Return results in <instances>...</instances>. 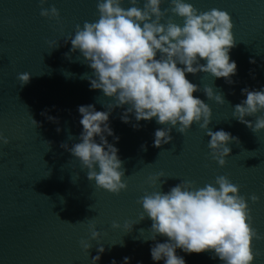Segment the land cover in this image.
<instances>
[{
	"label": "water",
	"instance_id": "1",
	"mask_svg": "<svg viewBox=\"0 0 264 264\" xmlns=\"http://www.w3.org/2000/svg\"><path fill=\"white\" fill-rule=\"evenodd\" d=\"M186 2L200 12L216 8L232 17L236 47L231 58L238 65L234 82L204 72L187 74V79L200 88L193 95L212 109L209 128L230 132L239 142L228 145L231 152L221 167L199 123L186 134L173 128V139L155 147V131L167 125L153 119L141 121L136 130L134 116L129 124L120 119L127 106L115 108L110 125L120 139L117 143L107 138L119 149L127 189L114 194L89 181L87 169L61 147L80 142L79 106L92 104L105 111L114 103L101 90L90 89L92 69L79 51L71 52L70 41L65 43L76 25L98 21V0H48L43 5L41 0H0V133L10 141L0 142V264H93L101 245L105 252L98 264H111L113 259L122 264L125 256L131 257V264H157L150 253L156 243L150 239L152 220H140L143 209L137 201L161 185L164 192L181 181L203 188L218 176L239 186L251 210L252 227L264 237V130L254 133L233 118L234 106L246 99L241 90L264 87V0ZM52 6L60 13L59 22L40 14L42 7ZM130 6L127 0L122 5ZM169 7L170 2L162 4V10ZM168 18L183 26V18L171 12L165 22ZM49 42L59 47L52 49ZM25 72L31 78L22 86L18 77ZM208 86L224 96L223 104L207 98L203 89ZM42 112L57 121H49ZM246 119L255 122L256 117ZM252 195L259 200L253 202ZM125 224L133 225L130 232ZM93 230L100 233L96 240ZM166 239L157 237L159 242ZM82 242L91 245L89 251ZM253 251L255 264H264V238L253 241ZM177 254L186 264H222L210 252L187 254L178 249Z\"/></svg>",
	"mask_w": 264,
	"mask_h": 264
},
{
	"label": "clouds",
	"instance_id": "2",
	"mask_svg": "<svg viewBox=\"0 0 264 264\" xmlns=\"http://www.w3.org/2000/svg\"><path fill=\"white\" fill-rule=\"evenodd\" d=\"M47 2L41 0V5ZM165 2H170V7L162 10ZM124 3L125 0H98V21L85 22L82 27L76 25L75 34L65 41L71 42V52L79 51L92 69L90 89L101 90L114 103L105 111H97L92 104L79 106V123L83 129L80 142L71 147L64 143L61 147L81 162L87 169L88 180L95 181L97 187L114 194L127 189L119 149L107 138L112 136L119 142L110 125V116L115 108L127 106L120 119L129 124L134 116L136 123L132 127L136 130L141 121L153 119L168 126L155 131V147L173 139V128L186 134L194 123H199L210 137L208 147L213 159L223 167L231 152L228 145L239 139L222 129L209 128L212 109L193 95L200 88L187 79V74L204 72L224 78L229 84L234 82L232 77L237 74L238 65L231 58V51L236 47L232 17L216 8L200 12L186 0H143V7H140L141 0H127L131 5L127 9L122 7ZM169 12L183 18V26L171 18L165 22ZM40 14L59 22L60 13L55 6L42 7ZM49 43L52 49L59 47L56 42ZM249 62L256 63L255 59ZM30 78L27 72L18 77L22 86ZM203 91L208 99L219 104L225 102L224 96L212 87H205ZM241 92L246 99L234 106L233 118L254 133L264 130V115H257L264 112V87L259 90L246 87ZM41 114L49 121H57L46 112ZM253 116L255 122L246 119ZM32 122L40 126L35 119ZM0 142L10 143L3 133H0ZM141 147L146 150V145ZM161 188L162 185L159 191L146 192L137 201L143 209L140 220L146 217L152 220L150 239L156 243L150 253L154 262L186 264L184 257L177 254L179 249L187 254L210 252L222 264H255L253 241L264 237L252 227L251 210L247 199L240 195L238 185L226 176H218L214 184L203 188H196L191 181H181L168 192ZM251 200L256 202L259 197L252 195ZM113 227L120 225L114 223ZM132 227L125 224L127 232ZM91 235L96 240L100 233L93 230ZM158 236L167 239L159 242ZM82 243L89 251L91 245ZM97 251L93 264H98L105 248L101 245ZM111 264L118 262L113 259ZM122 264H131V257L125 256Z\"/></svg>",
	"mask_w": 264,
	"mask_h": 264
}]
</instances>
